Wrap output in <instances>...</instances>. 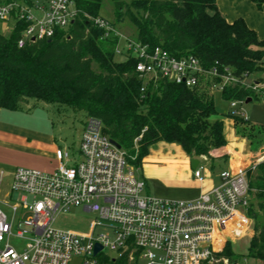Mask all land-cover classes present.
<instances>
[{
	"label": "built area",
	"instance_id": "1",
	"mask_svg": "<svg viewBox=\"0 0 264 264\" xmlns=\"http://www.w3.org/2000/svg\"><path fill=\"white\" fill-rule=\"evenodd\" d=\"M77 15L75 0H0V31L8 36L21 25L17 43L23 47L67 29ZM93 20L106 34L120 37L109 21ZM125 40L144 85L167 78L210 94L236 87L249 90L251 99L264 98V73L239 76L230 66L205 67L193 55L178 58L161 46ZM244 103L231 100L232 113L245 118L238 109ZM103 128L99 118L86 117L79 158L57 148L50 173L16 167L4 190L0 171V264H215L221 259L228 264L217 253L249 226L248 171L222 170L220 183L194 199L155 198L145 193V179ZM202 168L199 162L196 177ZM79 206L96 214L90 234L54 226L58 214ZM97 226L109 232H95ZM13 238L25 240L21 251L10 244ZM97 244L101 249L95 253Z\"/></svg>",
	"mask_w": 264,
	"mask_h": 264
},
{
	"label": "trees",
	"instance_id": "2",
	"mask_svg": "<svg viewBox=\"0 0 264 264\" xmlns=\"http://www.w3.org/2000/svg\"><path fill=\"white\" fill-rule=\"evenodd\" d=\"M112 1L115 20L129 18L137 29L135 38L143 44L161 46L178 58L193 55L205 67L216 62L221 67L230 66L239 76L264 73V39L243 17L228 21L218 9V0ZM252 2L258 8L264 4V0ZM75 3V20L51 38L19 47L21 25L8 36L0 31V107L26 109L28 101L34 100V104L41 101L82 110L86 117L102 121L104 133L121 145L136 167L148 146L159 140L178 142L192 156L227 159V154H210L226 145L215 93L167 78L144 85L135 71L137 59L132 51H127L124 60H114L119 37L106 34L107 30L94 22L101 0ZM93 62L99 71L92 68ZM219 95L229 101L247 100L251 92L229 87ZM211 115L218 118L209 121ZM222 115L234 120L239 136L251 142L257 135L258 141L264 139L262 127L232 113L230 107ZM255 170L260 173L253 175L254 169L248 172L250 187L262 198L264 163ZM260 205L264 207V201ZM252 208L251 203V217ZM231 248L227 242L217 256L228 259V264L246 256L264 261V229L259 231L258 225L254 226L245 257ZM215 264L224 262L221 259Z\"/></svg>",
	"mask_w": 264,
	"mask_h": 264
},
{
	"label": "rangeland",
	"instance_id": "3",
	"mask_svg": "<svg viewBox=\"0 0 264 264\" xmlns=\"http://www.w3.org/2000/svg\"><path fill=\"white\" fill-rule=\"evenodd\" d=\"M219 7L223 8V10L228 13L233 14L234 12L238 11L246 14V21H248L251 26L255 27L258 37L264 39V4L261 8H258L256 4L252 2V0H248V2L242 0H219L218 8ZM98 15L100 18L114 23L113 27H115V29L120 34L114 60H124L128 51L125 38L128 37L135 39L137 35L136 26L127 17L121 20H115V6L112 0H101ZM240 17L245 19L244 16ZM92 68L96 71L100 70L96 62L92 63ZM34 102V100H29L26 105L32 106L34 105ZM214 103L217 111L219 112V116H221L224 120L225 134L229 138L233 133L231 118L223 116L222 114L226 113L230 107V101L222 98L219 93H215ZM63 107L64 109H23V112L28 113V117L26 114L24 115L27 117V119H29L30 122H35L37 119H45V125L46 123L48 126L49 124L53 125L52 131L54 132L59 145H61L62 148L69 149L74 153L76 158H79V155L77 154L78 143L80 139L79 130L87 115L82 110H73L69 106ZM238 109L243 112L244 117L248 119L251 124L262 127L264 131V98H253L252 101L244 103L238 107ZM217 118L218 116L211 115L209 117V121H214ZM258 137L259 135H257L255 138L256 140H252V147H255L259 143ZM158 142H163L161 145H163L162 147L164 148L166 147L165 142L170 143L169 141L159 140L150 144L147 148L146 154L141 159L140 165L136 167L137 174L145 179V193L152 197L161 199L183 197V195H181V193H183L181 188L176 184V176L172 172H169L165 167L166 159L161 158L144 162V157L149 154L151 146L154 147L153 145H156L155 147L159 148V145L156 144ZM206 142L209 143L208 141ZM31 160L36 162L34 157H31ZM153 165L154 167L151 168ZM36 170L46 173L52 172L51 170ZM258 173H260V171L254 170L253 175ZM8 187V184L4 183V190H7ZM16 198L17 196L14 195V199L12 198L11 201H15ZM263 201L264 197L259 198L257 191L255 190L252 195L253 217L250 216L249 226L245 232L238 234L230 242L232 247L231 249L242 257H245L249 251V244L252 234L254 233V226L258 225L259 231L264 229V207H261L260 205V203H263ZM3 208L6 207L3 206ZM7 213L9 216L11 215L9 210H7ZM95 217L96 214L94 212L87 211L81 206L74 207L69 212L58 214L54 221V226L65 231H72L79 234H90L92 232V225ZM95 232L106 233L109 232V229L105 226H97L95 228ZM10 244L18 251H21L24 248L25 240L21 238H13L10 241ZM237 262H240V264H264V261L249 256H246L245 261L240 259Z\"/></svg>",
	"mask_w": 264,
	"mask_h": 264
},
{
	"label": "crops",
	"instance_id": "4",
	"mask_svg": "<svg viewBox=\"0 0 264 264\" xmlns=\"http://www.w3.org/2000/svg\"><path fill=\"white\" fill-rule=\"evenodd\" d=\"M242 1L248 2V0ZM218 9L221 13L224 12L223 14L228 21H233L240 16H244L245 21L247 20L244 13L237 11L232 14L224 11L221 7ZM246 23L255 29L248 21ZM27 107L26 109H64L61 105L41 101ZM24 114L28 117V113L23 112V109L0 107V171H4V183H7L8 186L11 181V174L16 167L53 171L57 165L55 151L57 148H62L52 131L53 125L49 124L48 126L47 123L45 125V119L30 122ZM84 122H82L79 130L80 134ZM231 122L233 133L229 138L225 134L224 128L226 145L210 152L211 157L227 154L228 157L225 160H212L207 155L192 156L179 143L165 142L166 147L164 148L161 145L163 142H158L156 144L159 145V148H156V145L150 147V152L144 157V162L166 159V169L176 176V184L183 192L181 193L183 197L170 199L197 198L203 191H207L220 183L222 170L228 169L233 172L247 170L249 172L252 169L255 170L257 165L264 163V141L260 140L255 147H252L250 139L241 137L236 133L232 118ZM217 150L220 152L216 153ZM31 157H34L36 162H33ZM192 157H197L202 164L200 177L195 176V169L191 167L190 160ZM153 167L154 165L151 168Z\"/></svg>",
	"mask_w": 264,
	"mask_h": 264
},
{
	"label": "water",
	"instance_id": "5",
	"mask_svg": "<svg viewBox=\"0 0 264 264\" xmlns=\"http://www.w3.org/2000/svg\"><path fill=\"white\" fill-rule=\"evenodd\" d=\"M33 39H34V38H33ZM250 100H251V98L248 97V99L246 100V103L249 102ZM111 141H112L113 144H115L118 148H121V145H120L117 141H115L114 139H111ZM190 162H191V167H192L193 169H196L197 166H198V164H199V162H200V160H199L197 157H192L191 160H190ZM100 249H101V245L97 244L96 247H95V253H96L98 250H100Z\"/></svg>",
	"mask_w": 264,
	"mask_h": 264
}]
</instances>
